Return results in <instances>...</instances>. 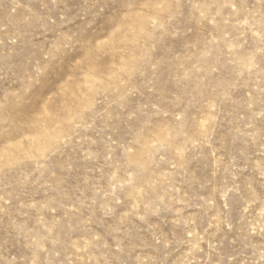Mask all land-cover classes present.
<instances>
[{
	"label": "rangeland",
	"instance_id": "obj_1",
	"mask_svg": "<svg viewBox=\"0 0 264 264\" xmlns=\"http://www.w3.org/2000/svg\"><path fill=\"white\" fill-rule=\"evenodd\" d=\"M0 264H264V0H0Z\"/></svg>",
	"mask_w": 264,
	"mask_h": 264
}]
</instances>
